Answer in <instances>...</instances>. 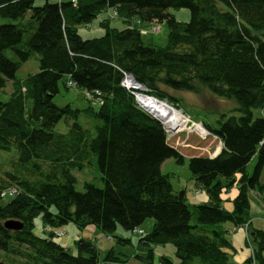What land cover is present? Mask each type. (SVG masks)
<instances>
[{
  "label": "trees",
  "instance_id": "16d2710c",
  "mask_svg": "<svg viewBox=\"0 0 264 264\" xmlns=\"http://www.w3.org/2000/svg\"><path fill=\"white\" fill-rule=\"evenodd\" d=\"M34 1L0 0V18L16 21L0 25V91L11 84L7 100L0 101V151L17 154L0 178V264H99L90 240L77 239L73 253L45 229L72 223L111 236L118 226L133 231L147 219L152 228L139 239L145 264H152L154 246L167 244L178 264H235L228 225L247 227L253 260L244 264H264V230L250 228L248 197L249 191L264 192V0ZM107 9L125 28L103 20L102 36L83 39L78 27ZM179 9L189 11L188 22L169 13ZM133 21L165 24L166 46L145 45ZM33 56L38 72L17 79V70ZM126 75L146 95L177 108L178 100L165 90L199 95L205 89L236 103L238 116L221 115L216 127L202 123L221 143L219 154L187 159L190 179L207 202L188 203L185 191H174L170 175L161 172L166 160L182 165L185 159L170 146L162 124L121 85ZM60 83L84 91L96 108L57 107ZM80 113L96 121L93 131L77 122ZM61 120L65 134L55 131ZM93 162L103 187L84 183L77 191L71 172ZM233 186L238 193L229 211L220 194ZM39 216L43 237L33 232ZM7 222L22 227L9 230ZM103 262L120 261L109 250Z\"/></svg>",
  "mask_w": 264,
  "mask_h": 264
},
{
  "label": "rangeland",
  "instance_id": "374dc122",
  "mask_svg": "<svg viewBox=\"0 0 264 264\" xmlns=\"http://www.w3.org/2000/svg\"><path fill=\"white\" fill-rule=\"evenodd\" d=\"M34 2L36 6H41L44 3V0H35ZM169 13L173 15L178 22L185 23L188 22L190 18V13L187 9L169 10ZM103 20H108L112 28L119 30L124 29L126 26L120 20L114 17V13L111 9H107L100 13L89 26H79V35L83 39H91L102 36L104 34V30L99 26V23ZM14 23H16V21L0 18V25ZM131 25L140 31L142 42L145 45L154 47L166 46L168 31L165 24L139 23L133 21ZM6 56L11 60H15L14 55L10 51L6 52ZM37 72V57L33 56L20 66L15 74V77L19 80H23L28 75L35 74ZM10 91L11 84L8 82L6 87L0 91V101H6ZM165 91L171 97L178 100L180 108L175 107L171 102H167V104L177 111L180 110V113L188 119L186 128L178 131L172 129L166 130L167 134L171 137L168 138L170 146L183 153L186 157L192 155L208 156V146L206 144H208L210 140H213V138L212 136H208V133L206 136H202L201 132L195 130L194 125H198L202 129H204L202 123H207L212 127H216L217 121L220 119L221 115L225 114L227 116H238V113L234 112L235 108L237 107L236 103L233 100L218 98L210 94L205 89H203L199 95L186 91ZM139 93L143 92L140 91ZM84 96V91L78 89L65 90L63 84L60 83L58 94L53 98V103L59 108L69 105L71 109H78L80 111L86 109L88 106L96 108V106L90 105ZM253 113L255 117L259 116L258 110H254ZM77 122L83 128L89 129L91 131H93V126L96 124L95 120L88 117L84 113H80ZM55 131L61 134H65L67 132V127L63 120H61L56 125ZM173 131L176 132L174 133ZM190 142L193 143V147L197 146V148H195L196 150H192L190 146L187 145ZM176 143H179L180 146H176ZM16 157L17 154L15 150H11L10 152L0 151V178L3 176L5 171L11 170L9 165H12V163L15 162L17 159ZM254 164L255 160L249 164L250 170ZM161 172L170 175V182L174 191H185V197L188 203L195 201L196 187L193 181L190 179L187 159L182 165H177L172 159L166 160L161 166ZM71 173L76 179L75 188L79 192L84 190V183H90L97 188L103 187L100 173L97 170L94 162L91 165H87L80 171L73 170ZM260 184L264 185V171L260 176ZM202 193L203 195H206L204 191H202ZM262 195L263 199L261 200L255 198L253 195H248V197L252 208L255 209L257 212L256 214L261 213L260 219L264 221V192ZM7 201L8 199L4 200V202ZM251 218H253L252 213ZM257 224L259 226L262 225L261 228L264 230V222H257ZM152 225L153 220L147 219L139 227V229L144 232V235H146L151 230ZM44 229L45 227L41 217L39 216L35 218L33 230L34 234L43 237L45 236L43 233ZM54 229L57 230L56 232H60L62 236L54 237L53 239L68 248L70 252L75 253L74 243L77 239L82 238L84 240H90L96 245L99 253V259L102 264H106L103 262V258L109 250H112L114 256L119 259L120 262L118 264H145L142 259L146 257V251L143 245L139 243L141 235L136 234L133 231H127L118 226L113 235L107 236L94 226H88L83 230H78L72 223ZM241 229L244 231L242 227ZM116 238L129 240L130 243L124 244L117 242ZM248 249L249 248H247V250ZM161 257H164L166 260H168L170 264H178V260L175 256V249L171 244L157 245L153 247L152 264H164L161 260Z\"/></svg>",
  "mask_w": 264,
  "mask_h": 264
},
{
  "label": "crops",
  "instance_id": "0c3cea01",
  "mask_svg": "<svg viewBox=\"0 0 264 264\" xmlns=\"http://www.w3.org/2000/svg\"><path fill=\"white\" fill-rule=\"evenodd\" d=\"M212 138H213V140H210L209 143L206 144L208 146L207 147L208 148L207 154H209L206 157H209V158H214L215 156H217L219 154L221 148H222V145H220V142L217 139H215L214 137H212ZM191 139H193V138H191ZM210 144H211V146H210ZM187 145L190 146V148L192 150H196L195 148H197V146L193 147L192 146L193 143H191V142L188 143ZM181 155L184 157L185 160L188 159L189 157H192V156H199V155H192V156L186 157L183 153H181ZM202 191L203 190H200L196 187L195 201L190 202L191 204H198V203L207 202V195H203ZM237 193H238L237 187L233 186L228 191H223L220 194L221 204L226 210L230 211L232 209V201L237 196ZM248 195H250V196L253 195V196H255V198H257L259 200L263 199V195L262 194L258 195V193L255 191H249ZM251 213L253 214V218H251ZM256 213L257 212L255 211L254 208H252V206L250 204V208H249L250 228L263 230V228H261L262 225L259 226L257 224V222H261V221L264 222L263 220L260 219L261 213H259V214H256ZM227 230L229 231L228 238H229L231 245L234 249V253L232 254V261L235 264H244L246 262V260L250 257V250L249 249L247 250V248H249V247L246 243V233L241 228H236V227H233L231 225L227 226ZM63 247H65V246H63Z\"/></svg>",
  "mask_w": 264,
  "mask_h": 264
},
{
  "label": "bare ground",
  "instance_id": "6f19581e",
  "mask_svg": "<svg viewBox=\"0 0 264 264\" xmlns=\"http://www.w3.org/2000/svg\"><path fill=\"white\" fill-rule=\"evenodd\" d=\"M140 91L141 87H138V89L135 90L139 104L151 114H154L157 118L162 120L167 129L178 131L187 127V119L179 111L173 109L167 103L159 102V100L154 97L145 96L142 93H139ZM195 130L201 132L202 135H205V132L200 126L197 125ZM135 230H133V232L138 234Z\"/></svg>",
  "mask_w": 264,
  "mask_h": 264
},
{
  "label": "built area",
  "instance_id": "2783aa9c",
  "mask_svg": "<svg viewBox=\"0 0 264 264\" xmlns=\"http://www.w3.org/2000/svg\"><path fill=\"white\" fill-rule=\"evenodd\" d=\"M57 2H61V1H64V0H56ZM71 1V3H76V0H70ZM134 84V85H133ZM121 85L124 87V88H126L127 90H130V91H132V94L134 95V97L135 96H137V93H135V90H137V89H135L136 87L138 88L139 86H138V83H136L135 81H133L132 80V78L130 77V76H125L124 78H123V80H122V82H121ZM67 86L69 87V88H74L75 87V84L72 82V81H69L68 83H67ZM150 97V96H149ZM136 98V97H135ZM186 118V117H185ZM187 119V118H186ZM187 121H188V119H187ZM195 126V129H196V126L197 125H194ZM165 130V129H164ZM166 130H168L167 128H166ZM166 130H165V132H166ZM204 132H205V135H202V136H206V134L208 133V132H206L204 129H202ZM177 131V130H176ZM176 131H173L174 133L176 132ZM166 134H167V132H166ZM208 136H210L209 135V133H208ZM168 138H171L168 134H167V140H168ZM176 146H180L179 145V143H176ZM13 192H10V194H12ZM243 229H244V232L246 233V229H247V227L246 226H243L242 227ZM47 232H50V233H52V236H55V237H59V236H62V234L60 233V232H56V231H54V232H52L51 231V229H49V228H46L45 229ZM139 235H143L144 233H143V231L141 230H135ZM246 241H247V237H246ZM249 250H250V256H251V258H252V260H253V252H252V250H251V248L249 247ZM99 264H101V263H99ZM251 264H254V262H252Z\"/></svg>",
  "mask_w": 264,
  "mask_h": 264
},
{
  "label": "water",
  "instance_id": "95a60500",
  "mask_svg": "<svg viewBox=\"0 0 264 264\" xmlns=\"http://www.w3.org/2000/svg\"><path fill=\"white\" fill-rule=\"evenodd\" d=\"M131 78H132V77H131ZM132 80L134 81L133 78H132ZM138 86L141 87V91L143 92L142 94L145 95V96H148V95H146V90L144 89V87L141 86V85H139V84H138ZM135 89H138V88L136 87ZM135 97H136V98H135V101H136L137 105H138L142 110H144L145 112H147L150 116H152L154 119H156L158 122H160V123L162 124L163 128L166 130V126H165L164 122H163L162 120H160L159 118H157L154 114H151L149 111H147L145 108H143V107L139 104V102L137 101V96H135ZM159 102L167 103L166 100L159 101ZM179 112H181V111L179 110ZM220 145H221V144H220ZM4 226H5L6 229H9V230H19V229H21V227H22V226H21L20 224H18L17 222H7V223H5Z\"/></svg>",
  "mask_w": 264,
  "mask_h": 264
}]
</instances>
